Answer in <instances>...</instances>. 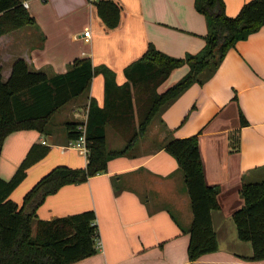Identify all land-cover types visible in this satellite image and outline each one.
<instances>
[{
	"label": "crops",
	"instance_id": "1",
	"mask_svg": "<svg viewBox=\"0 0 264 264\" xmlns=\"http://www.w3.org/2000/svg\"><path fill=\"white\" fill-rule=\"evenodd\" d=\"M26 1L35 23L0 35L3 79L17 57L24 58L32 69L51 73L64 71L74 57L89 56L93 64L111 67L121 83L125 80L123 67L149 42L165 53L181 56L202 46L206 29L193 0H115L121 10L119 22L112 28L97 14L93 0ZM243 1L223 0L225 13L235 14ZM87 29L89 38L85 39L82 33ZM186 70L185 63L173 67L158 90ZM91 96L102 105L101 73L93 74L85 92L59 107L55 113L64 116L52 123L50 119L46 132L21 128L6 134L0 176L9 178L34 142L47 144L49 149L28 166L20 181L26 183L19 182L21 191L57 164L85 165L86 150L66 147L70 139L64 121L67 116L84 120ZM238 108L246 124H238ZM192 133H197L203 179L218 187V207L210 210L217 246L188 261L189 200L181 171L164 150V143ZM113 136L115 140L109 137L111 143L122 146L124 139ZM260 178H264V24L236 40L202 83H191L166 102L134 146L111 157L106 170L61 185L46 195L36 213L50 218L94 209L100 245L93 254L68 264H264V259L246 258L251 254L250 243L236 236L231 219L232 210L242 201L240 183ZM15 187L10 197L20 203L22 194Z\"/></svg>",
	"mask_w": 264,
	"mask_h": 264
},
{
	"label": "trees",
	"instance_id": "2",
	"mask_svg": "<svg viewBox=\"0 0 264 264\" xmlns=\"http://www.w3.org/2000/svg\"><path fill=\"white\" fill-rule=\"evenodd\" d=\"M92 2L108 28L118 24L121 8L115 0ZM193 6L205 19L202 46L197 51L175 56L149 42L137 58L123 67L125 80L121 83L111 67L105 63L93 64L89 56L74 57L64 71L51 73L32 69L24 58L17 57L6 79L2 78L0 65V152L4 137L12 130L35 128L46 132L52 115L85 92L93 74H102L104 90L102 105L94 97L89 98L85 121H64L70 140L80 135L78 126L84 125L85 165L53 166L18 203L10 197V192L25 176L28 166L49 149L47 144L34 142L13 174L9 178L0 176V264H68L93 254L97 247L95 237L99 236L94 209L41 218L36 213L38 205L61 185L80 182L106 170L108 160L132 148L166 102L191 83H202L236 40L264 24V0H245L233 15L225 13L223 0H193ZM34 23L35 18L23 0H0V35ZM183 63L187 70L159 91L158 86L169 71ZM237 116L239 125L247 123L239 108ZM107 124L123 137L122 146L108 147ZM164 150L174 157L189 200L191 218L185 252L187 260L192 261L216 249L210 210L218 207V187L203 179L197 133L168 139ZM239 196L241 204L231 212L236 236L250 243L251 254L246 258L264 259V178L243 180Z\"/></svg>",
	"mask_w": 264,
	"mask_h": 264
},
{
	"label": "rangeland",
	"instance_id": "3",
	"mask_svg": "<svg viewBox=\"0 0 264 264\" xmlns=\"http://www.w3.org/2000/svg\"><path fill=\"white\" fill-rule=\"evenodd\" d=\"M139 103H140V101H139ZM65 108L66 107H69V103H67L65 106H64ZM64 108V109H65ZM62 116H64V114L62 113V112H60V113H55L54 115H53V117L51 118V122L50 123H52V122H54V121H56V120H58L60 117H62ZM67 119L68 118H70V117H66ZM109 127V131H108V135H110V136H108V140H107V145H108V147L109 148H112V147H115V146H120V145H118V143L116 144V143H111V139L112 140H115V137L113 136V133H115V135H117L118 137H120L121 138V140L123 139L117 132H115V130L113 129V127L112 126H108ZM109 137H111V139H109ZM119 139V138H118ZM124 140H122V142H123ZM36 182V181H35ZM34 182V183H35ZM20 183H26V182H20ZM17 184L16 185V187H15V189L17 190V191H19L20 192V195L22 194V197H23V195L25 194V192L34 184V183H32L31 185H29V187L28 188H26L25 190H23V191H21V188L23 187V184ZM19 185H22V186H19ZM34 227H35V224H33V229H34Z\"/></svg>",
	"mask_w": 264,
	"mask_h": 264
},
{
	"label": "built area",
	"instance_id": "4",
	"mask_svg": "<svg viewBox=\"0 0 264 264\" xmlns=\"http://www.w3.org/2000/svg\"><path fill=\"white\" fill-rule=\"evenodd\" d=\"M23 5L26 6L27 5V1L26 0H23ZM82 35L84 36L85 39H88L89 38V30H84ZM85 119H86V116H85ZM84 119V121H85ZM78 128L81 130V133L80 135L75 138V139H71L69 140V142L67 143L66 147L68 146H72V147H79V148H82L84 150H86V145H85V137H84V125L81 124L78 126ZM44 142V140H43ZM95 244L96 246H99L100 245V238L99 236L97 235L95 237Z\"/></svg>",
	"mask_w": 264,
	"mask_h": 264
}]
</instances>
